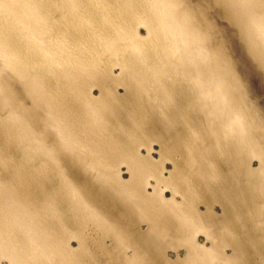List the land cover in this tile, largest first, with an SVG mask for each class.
I'll list each match as a JSON object with an SVG mask.
<instances>
[{"label": "bare ground", "instance_id": "1", "mask_svg": "<svg viewBox=\"0 0 264 264\" xmlns=\"http://www.w3.org/2000/svg\"><path fill=\"white\" fill-rule=\"evenodd\" d=\"M252 76L264 89V0H0V263L262 254L264 106Z\"/></svg>", "mask_w": 264, "mask_h": 264}, {"label": "rangeland", "instance_id": "2", "mask_svg": "<svg viewBox=\"0 0 264 264\" xmlns=\"http://www.w3.org/2000/svg\"><path fill=\"white\" fill-rule=\"evenodd\" d=\"M219 23H220V25L222 26V28H224V29H227V31L228 30H230V31H232L234 28L233 27H231L228 23H227V21L224 19H220L219 20ZM228 24V25H227ZM229 26V27H228ZM139 33H140V35L141 36H145L146 35V30L142 27V28H139ZM233 40H235V42H234V49H235V52H236V54L238 55V52L240 53V51H239V49H238V47H239V41H238V39H233ZM242 60L244 61V57L242 58ZM113 73L115 74V75H118L119 73H120V70H119V68H116L115 70H113ZM252 79H251V84H252V87H253V89H254V92L258 95V97H259V100H260V103H261V105H263L264 106V89L261 87V85L259 84V80L256 78V77H254V76H252L251 77ZM118 93L119 94H124V89H123V87H119V89H118ZM93 95H95V96H98L99 95V91H98V89H94V91H93ZM157 143H155V144H152V150H151V156L154 158V159H156V160H158L159 159V154H158V151H160V145L159 144H157ZM155 151V152H154ZM141 152H142V154L143 155H145L146 154V150L145 149H142L141 150ZM252 165H254V167H256L257 166V162L256 161H253V163H252ZM166 170H167V172H166ZM169 171H172V163L170 162V164H169V162L167 163L166 162V165H165V175L167 176L168 175V173H169ZM122 177L124 178V179H128V174H126V170H125V168H122ZM150 192H151V190H149ZM165 195L167 196V198H169L170 197V193L169 192H167V193H165ZM202 206H201V205ZM199 204V206H198V209L200 210V211H202V212H205V206H203L204 204H202V203H200ZM217 205H219V204H216L215 206H213L214 207V209H213V211H214V213H216V214H218V215H221V213H222V210H221V206L219 205V206H217ZM203 207V208H202ZM237 221H239V225H241V223L240 222H245L246 220H237ZM242 222V223H243ZM248 221H246L245 222V224H243V228H244V230L246 231L247 229H249V228H247V227H251L250 229H251V231L252 230H256L255 231V233L257 234H259L260 232L258 231V229H255L256 228V226H255V228L254 229H252L253 228V226H254V224L253 223H251L252 221L250 220L248 223H247ZM237 224H238V222H237ZM246 224L248 225V226H246ZM239 225H238V227H239ZM252 225V226H251ZM246 226V227H245ZM141 228H142V231H145L146 230V225H141ZM241 228H242V226H241ZM240 227H239V230H242ZM237 229V228H236ZM92 232H94V230H89V232H88V235H90V236H88V238L90 239H88V243H89V248H90V250H92L91 251V253H93V254H99V253H101L102 251H101V249H98L99 248V246H98V248L97 247H95V245L97 244V239H98V235L97 234H95L96 232H94L93 233V235H91L92 234ZM90 233V234H89ZM252 233H253V231H252ZM255 233H253V235L255 234ZM96 235V236H95ZM252 235V234H251ZM93 236V237H92ZM94 238H96V239H94ZM94 239V240H93ZM198 241L199 242H201V243H205V241H206V239H205V236L204 235H202V234H200L199 236H198ZM76 240H72L71 241V247L72 248H75V249H77L78 248V246H77V241L75 242ZM94 241V242H93ZM107 241V242H106ZM105 241V244H107L106 246H110L111 247V245L112 244H110V240H106ZM90 242H92L91 244H93V243H96V244H94V245H90ZM98 245V244H97ZM205 245H209V242L207 241L206 243H205ZM94 246V251L96 252V253H94L93 252V247ZM77 247V248H76ZM263 247V246H262ZM92 248V249H91ZM109 248V247H108ZM96 249H97V251H96ZM251 248H249L248 249V251H250V253L248 252L247 254H251V259H250V255H249V257H248V259L247 260H249L250 262H247L246 264H248V263H250L251 264V262H252V264H264V247H263V253L262 254H260V255H257L256 253H255V248L253 247V250L251 249ZM98 250H99V252H98ZM185 250L183 249V248H180L179 250H178V252L176 251V250H173L172 249V251L170 250H167V258L171 261V260H173L174 261V259L176 258V260L177 259H183V257H184V254H185V252H184ZM176 252V253H175ZM181 252V253H180ZM184 252V253H183ZM226 252L228 253V254H230L231 253V251H230V249L229 248H227L226 249ZM178 254V255H177ZM252 254H253V256H252ZM96 255V256H97ZM99 255H101V257H102V259L100 258V256L98 257L97 256V258H96V260L95 261H89L88 263L89 264H104L105 262H104V260L106 259V264H111V262H112V264L114 263H116V264H118L117 262H116V260L114 259V258H112V257H110V256H108V255H106V256H104V255H102V253L101 254H99ZM177 255V256H176ZM179 256V257H178ZM260 256H262V258H260ZM106 257V258H105ZM259 257V258H258ZM107 258H108V261H109V259H111L109 262H107ZM160 258V257H159ZM158 258V260H157V263L158 264H166L165 263V261H164V259H163V257H162V259H163V261H162V259L160 258L159 259ZM104 259V260H103ZM114 259V260H113ZM254 259H256V260H254ZM261 261H260V260ZM98 260V261H97ZM258 260V261H257ZM161 261V262H160ZM92 262V263H91ZM102 262V263H101ZM104 262V263H103ZM88 263H86V264H88ZM0 264H8L7 263V261H2ZM213 264H219L218 262H214Z\"/></svg>", "mask_w": 264, "mask_h": 264}]
</instances>
